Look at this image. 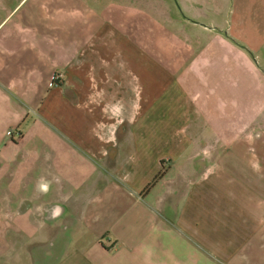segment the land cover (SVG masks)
Returning a JSON list of instances; mask_svg holds the SVG:
<instances>
[{"label": "crops", "instance_id": "0c3cea01", "mask_svg": "<svg viewBox=\"0 0 264 264\" xmlns=\"http://www.w3.org/2000/svg\"><path fill=\"white\" fill-rule=\"evenodd\" d=\"M121 1L0 0V264H264L241 8Z\"/></svg>", "mask_w": 264, "mask_h": 264}, {"label": "rangeland", "instance_id": "374dc122", "mask_svg": "<svg viewBox=\"0 0 264 264\" xmlns=\"http://www.w3.org/2000/svg\"><path fill=\"white\" fill-rule=\"evenodd\" d=\"M118 1V0H116ZM122 2L121 0H119ZM125 2L135 3L140 0H124ZM147 2H151V0H147ZM230 3L233 5L230 7H237L240 9L239 15L241 17L240 21H235L232 14L227 15L226 26L227 31L232 33L234 31H238L240 35V39H236L239 45L245 46L249 53L252 54L254 60V73L256 72L257 68L260 72L259 77L264 76V0H230ZM124 3V2H122ZM237 3V6H234ZM126 4V3H125ZM122 4H120L121 6ZM121 13L120 9L116 7L114 10L115 13ZM230 28L232 29L230 31ZM244 47V49H245ZM245 49V50H247ZM258 95L262 98L264 95V81L260 80L257 86ZM262 101H260V117L252 127V136L250 141H247L249 145H252L254 150L257 148V144H264V106H261ZM263 112V114H262ZM247 142L244 140L242 141V148H243V169H246L250 172L254 173H264V159L261 157V149L257 151H252V149H247ZM232 156V152H228V156ZM252 159V164L251 160ZM56 167H58L56 165ZM244 171V172H245ZM10 184V181L7 179L3 180V185L7 186ZM54 184V182H52ZM20 264H24L20 262ZM26 264V263H25Z\"/></svg>", "mask_w": 264, "mask_h": 264}, {"label": "trees", "instance_id": "16d2710c", "mask_svg": "<svg viewBox=\"0 0 264 264\" xmlns=\"http://www.w3.org/2000/svg\"><path fill=\"white\" fill-rule=\"evenodd\" d=\"M164 171H160L154 178L153 180L147 184V186L145 187V190L149 189L162 175H163Z\"/></svg>", "mask_w": 264, "mask_h": 264}]
</instances>
